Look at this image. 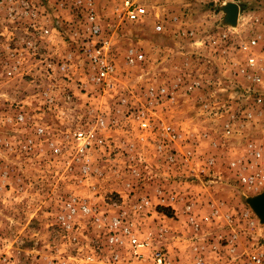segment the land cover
I'll return each mask as SVG.
<instances>
[{
	"label": "rangeland",
	"instance_id": "374dc122",
	"mask_svg": "<svg viewBox=\"0 0 264 264\" xmlns=\"http://www.w3.org/2000/svg\"><path fill=\"white\" fill-rule=\"evenodd\" d=\"M137 1L97 83L86 0H0V264L264 263V0Z\"/></svg>",
	"mask_w": 264,
	"mask_h": 264
},
{
	"label": "built area",
	"instance_id": "2783aa9c",
	"mask_svg": "<svg viewBox=\"0 0 264 264\" xmlns=\"http://www.w3.org/2000/svg\"><path fill=\"white\" fill-rule=\"evenodd\" d=\"M85 7H86L85 19L87 22L86 28L90 31V34L94 39V41H92L89 46L85 47V53L92 67L90 78L97 83L105 82L115 70L114 63L112 62V59L110 57L111 43L108 39L101 37V26L94 12L92 0H86ZM122 12L127 19L131 21H138L146 16L147 8L145 7L144 4H142L137 0H123ZM158 28H160V26H158ZM44 30L47 31V29ZM192 32L193 31H190L189 33ZM222 36L224 37L225 34H223ZM255 44H257V39L252 38L249 41V45H244V47L246 48L247 46H253ZM131 54H132V50H130V53L128 54V59L130 61L142 60L144 58V55L141 52L136 53V55L135 54L131 55ZM254 64H255V58L254 56H250L248 58V65L252 66ZM254 78L257 81L260 80V77L257 75H255ZM261 100L262 97H259L258 101L260 102ZM145 124L146 122L142 123V125ZM39 130L41 131V128H39ZM76 135L79 139H86L87 133L86 132L84 133V131H79L76 133ZM257 155H259V152H257ZM75 205L76 202L74 201H70L67 203V206L70 207L71 209L75 208L76 207ZM80 206L85 209V205H80ZM115 239L116 238H112L111 241ZM132 239L136 241L135 238ZM153 257L155 263L157 264H171V261L170 260L168 261L166 259V256L164 253H162V251L159 250L155 251ZM250 261L251 264H264L262 263V257H259V255L257 254H252ZM197 263L202 264L203 260L199 258Z\"/></svg>",
	"mask_w": 264,
	"mask_h": 264
},
{
	"label": "water",
	"instance_id": "95a60500",
	"mask_svg": "<svg viewBox=\"0 0 264 264\" xmlns=\"http://www.w3.org/2000/svg\"><path fill=\"white\" fill-rule=\"evenodd\" d=\"M225 11V18L229 22H236L237 17H238V5L236 3L229 2L225 5L224 7ZM251 204L255 211L258 213L260 216L261 220H264V192L261 193L259 196L256 198H253L251 200Z\"/></svg>",
	"mask_w": 264,
	"mask_h": 264
},
{
	"label": "crops",
	"instance_id": "0c3cea01",
	"mask_svg": "<svg viewBox=\"0 0 264 264\" xmlns=\"http://www.w3.org/2000/svg\"><path fill=\"white\" fill-rule=\"evenodd\" d=\"M209 252H206V254H208ZM215 253V252H214Z\"/></svg>",
	"mask_w": 264,
	"mask_h": 264
}]
</instances>
